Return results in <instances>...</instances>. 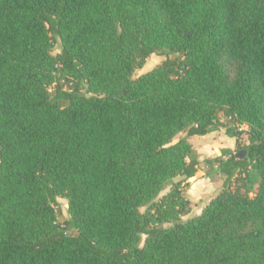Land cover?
<instances>
[{"label":"trees","instance_id":"trees-1","mask_svg":"<svg viewBox=\"0 0 264 264\" xmlns=\"http://www.w3.org/2000/svg\"><path fill=\"white\" fill-rule=\"evenodd\" d=\"M0 264H264V0H0Z\"/></svg>","mask_w":264,"mask_h":264},{"label":"crops","instance_id":"crops-1","mask_svg":"<svg viewBox=\"0 0 264 264\" xmlns=\"http://www.w3.org/2000/svg\"><path fill=\"white\" fill-rule=\"evenodd\" d=\"M218 116L220 115L218 114ZM219 120L224 121L223 119H219ZM228 126L230 125H226V126L223 124L217 125V129L205 135H196V136H199V139H200L198 141L199 145H196V148H195L197 153L199 154L198 156L199 158L202 155H205L206 158L216 157L219 154V150L221 148H229V149L234 150L235 138L230 136L227 133L226 128ZM218 135L221 136L220 140H213L211 142L209 141L210 142L209 145L203 146L204 141L207 142L208 140H211L212 138L217 137ZM214 143L215 144L217 143V145L212 148ZM222 181H223V176L220 174H216L212 178L207 177V175L205 174L203 175V177L201 178L199 177L195 184L192 185L193 182H191L189 187H187L186 189V194L188 195V198L191 201V210H190L191 216L190 217L199 214L201 210L203 209V207L206 205V203H208V201L219 192L218 190L222 185ZM202 199H206V202L201 207L197 209H193L192 201L202 200Z\"/></svg>","mask_w":264,"mask_h":264},{"label":"rangeland","instance_id":"rangeland-1","mask_svg":"<svg viewBox=\"0 0 264 264\" xmlns=\"http://www.w3.org/2000/svg\"><path fill=\"white\" fill-rule=\"evenodd\" d=\"M60 47H61V44L59 42V40L55 43V45L53 46V54H57L59 51H60ZM165 57L164 56H158V55H151L145 62V64L143 65L142 68L140 69H137L133 72V77H137L138 75L150 70L151 68H153L154 66L158 65L159 63H161L162 60H164ZM53 88H50V90H52ZM220 116H217V125H230L231 123L229 121H227V119H225L224 115L222 112H219L218 113ZM219 119H223L224 121H220ZM178 136H185V133H181L179 134ZM220 135H218L217 137H214L212 138L211 140H208L207 142L204 141L203 142V146H207L210 144L211 141L213 140H220ZM199 136H192L191 138L188 139L189 142L192 143V145L194 146V148H196V145H199L198 141H199ZM210 141V142H209ZM242 142H246V136L244 135L243 138H242ZM217 145V143L212 146L215 147ZM234 149H235V146H234ZM202 155V154H201ZM199 156V154H198ZM206 158L205 155H202L200 156V160H201V166H200V169L197 173V178L195 179H192V185L196 183L197 179L200 177H203V175L206 174V167L204 165V159ZM195 187V186H194ZM222 187V185H221ZM221 187L219 188V190L221 189ZM218 190V191H219ZM166 192V190L164 191ZM187 195V194H186ZM188 196V195H187ZM206 202V199H202V200H193L192 201V208L193 209H197L199 207H201L204 203ZM54 207H55V210H56V214H57V219H58V222L63 226H65L66 230L68 233H71L73 230L70 228L69 224L67 223V220L69 219V216H68V212H67V201L66 199L62 198V197H55L54 198ZM191 216V213L189 212L188 214L186 215H183L182 216V219L183 220H187L188 218H190ZM73 233L75 234V231H73Z\"/></svg>","mask_w":264,"mask_h":264},{"label":"water","instance_id":"water-1","mask_svg":"<svg viewBox=\"0 0 264 264\" xmlns=\"http://www.w3.org/2000/svg\"><path fill=\"white\" fill-rule=\"evenodd\" d=\"M243 153H244V151H240V153H239V154H240V155H242Z\"/></svg>","mask_w":264,"mask_h":264}]
</instances>
